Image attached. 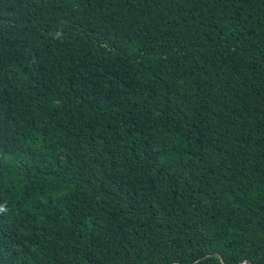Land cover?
<instances>
[{
  "label": "trees",
  "instance_id": "16d2710c",
  "mask_svg": "<svg viewBox=\"0 0 264 264\" xmlns=\"http://www.w3.org/2000/svg\"><path fill=\"white\" fill-rule=\"evenodd\" d=\"M0 264H264V0H0Z\"/></svg>",
  "mask_w": 264,
  "mask_h": 264
}]
</instances>
